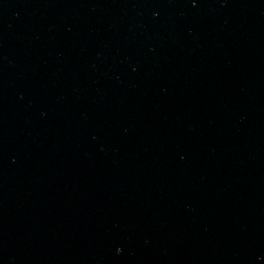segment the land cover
I'll return each instance as SVG.
<instances>
[{"label": "water", "instance_id": "obj_1", "mask_svg": "<svg viewBox=\"0 0 264 264\" xmlns=\"http://www.w3.org/2000/svg\"><path fill=\"white\" fill-rule=\"evenodd\" d=\"M0 264H264V0H0Z\"/></svg>", "mask_w": 264, "mask_h": 264}]
</instances>
